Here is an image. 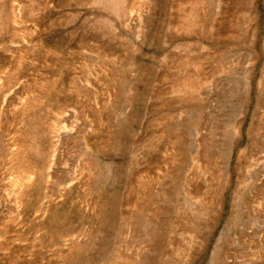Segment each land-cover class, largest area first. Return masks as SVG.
I'll return each mask as SVG.
<instances>
[{"label":"rangeland","instance_id":"1","mask_svg":"<svg viewBox=\"0 0 264 264\" xmlns=\"http://www.w3.org/2000/svg\"><path fill=\"white\" fill-rule=\"evenodd\" d=\"M0 264H264V0H0Z\"/></svg>","mask_w":264,"mask_h":264}]
</instances>
